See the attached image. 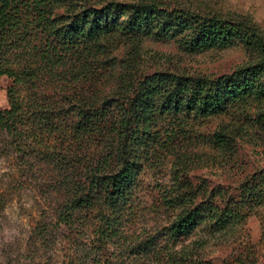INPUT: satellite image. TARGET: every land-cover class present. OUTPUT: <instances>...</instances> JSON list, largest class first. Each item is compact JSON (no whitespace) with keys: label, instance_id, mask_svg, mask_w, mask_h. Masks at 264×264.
I'll use <instances>...</instances> for the list:
<instances>
[{"label":"trees","instance_id":"1","mask_svg":"<svg viewBox=\"0 0 264 264\" xmlns=\"http://www.w3.org/2000/svg\"><path fill=\"white\" fill-rule=\"evenodd\" d=\"M55 3L0 0V76L10 78L0 142L18 170L50 167L60 196L53 217L35 222L29 245L42 254L65 243L52 264H207V235L231 230L264 203V177L247 180L243 196L222 206L197 200L180 141L191 121L264 97V34L250 16L203 15L150 0L80 2L69 15H55ZM112 35L128 43L120 88L92 101L80 84ZM142 35L176 37L189 50L238 40L250 59L230 76L142 73L134 67ZM71 60L79 66L58 68ZM258 120L264 124V112ZM215 135L227 143L221 129ZM174 153L168 181L156 182L148 201L144 174Z\"/></svg>","mask_w":264,"mask_h":264},{"label":"rangeland","instance_id":"2","mask_svg":"<svg viewBox=\"0 0 264 264\" xmlns=\"http://www.w3.org/2000/svg\"><path fill=\"white\" fill-rule=\"evenodd\" d=\"M106 1L109 0H56L54 13L69 15L79 9L80 2L98 6ZM150 1L203 15L250 16L264 34V0ZM127 47L122 36L112 35L105 39L100 50L94 51L88 61L91 68L87 71V79L80 84V91L97 102L115 96L120 88V64L126 57ZM139 49L140 57L134 67L142 73L172 69L209 77L230 76L250 59V52L238 40L189 50L180 46L176 37L142 35ZM79 64L71 60L58 68L66 72ZM9 83L10 78L0 76L1 108L8 106L6 88ZM260 112H264V97L246 98L223 112L191 121L186 131L189 137L185 134L182 141L178 139L181 152L187 153L186 175L199 189L197 200L209 199L222 206L229 199L238 200L243 196L247 180L264 177V124L258 120ZM219 129L226 134L227 143L216 139ZM174 161L175 153L165 156L159 168L147 169L143 176L145 199L153 200L156 182L168 181ZM54 175L46 166L18 170L14 153L0 142V264H52L65 252L62 242L55 244L54 251L42 254L29 245L35 222L46 215L47 219L52 218V207L60 199L53 187ZM80 236L76 234L77 241L81 242ZM201 255L207 264H264V203L254 207L231 230L207 235Z\"/></svg>","mask_w":264,"mask_h":264}]
</instances>
